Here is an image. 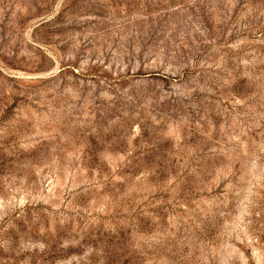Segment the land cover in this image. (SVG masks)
I'll list each match as a JSON object with an SVG mask.
<instances>
[{
    "label": "rangeland",
    "instance_id": "rangeland-1",
    "mask_svg": "<svg viewBox=\"0 0 264 264\" xmlns=\"http://www.w3.org/2000/svg\"><path fill=\"white\" fill-rule=\"evenodd\" d=\"M0 264H264V0H0Z\"/></svg>",
    "mask_w": 264,
    "mask_h": 264
}]
</instances>
